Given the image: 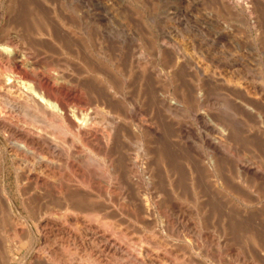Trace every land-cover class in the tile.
I'll list each match as a JSON object with an SVG mask.
<instances>
[{
    "label": "bare ground",
    "instance_id": "1",
    "mask_svg": "<svg viewBox=\"0 0 264 264\" xmlns=\"http://www.w3.org/2000/svg\"><path fill=\"white\" fill-rule=\"evenodd\" d=\"M172 2L0 0V264H264V0Z\"/></svg>",
    "mask_w": 264,
    "mask_h": 264
},
{
    "label": "rangeland",
    "instance_id": "2",
    "mask_svg": "<svg viewBox=\"0 0 264 264\" xmlns=\"http://www.w3.org/2000/svg\"><path fill=\"white\" fill-rule=\"evenodd\" d=\"M105 1V2H104ZM123 0H103V3H107V2H109V4H110V2L111 3H113L114 4V7H116V8H112V9H110V11L112 12V14H114V15H116V16H118V15H121L122 13L120 12V11H123L122 9H120V7H118V4L119 3H121ZM142 1V0H141ZM144 2V4H145V7L143 6V7H140V6H142V4H140L139 3V0H126V2H127V6L128 5H130V6H128L127 7V9L129 10L130 9V11H132L134 8H137V9H140L142 12H143V14L145 15V16H148V14L149 13H151V15L155 18V20L156 21H158V22H160V21H162L163 20V23H167V22H169V21H171L172 22V20L170 19V17H168L169 16V13L168 14H166L164 11H163V7L164 8H166L165 10H167V12H168V4L169 5H173V2L172 1H174V0H143ZM159 1V2H158ZM169 1V2H168ZM151 2V3H150ZM154 2V3H153ZM158 2V3H157ZM163 2H164V4H163ZM167 2V3H166ZM149 4V6H148V4ZM154 4V5H153ZM159 5V7H158V5ZM146 5H147V7H146ZM160 5H161V8H160ZM136 6V7H135ZM166 6V7H165ZM117 7H118V9H117ZM132 7H133V9H132ZM105 8L103 7V11H107L106 9L104 10ZM132 9V10H131ZM144 9V10H143ZM147 9H148V11H147ZM157 10V11H156ZM150 11V12H149ZM163 11V12H162ZM157 14H156V13ZM121 13V14H120ZM160 15H159V14ZM118 14V15H117ZM158 15V16H157ZM167 16V17H166ZM157 17V18H156ZM167 18V19H166ZM157 19H159V20H157ZM165 20V21H164ZM1 21V20H0ZM171 22H169V23H167V25H169V26H171L172 25V23ZM116 24L114 23V27H116L115 26ZM94 28V29H93ZM93 30V32H96V29H95V27H91L90 28V30ZM91 30V31H92ZM93 32H91L92 33V36H95V34H93ZM173 36H175L176 38L178 37V39H181V36L179 35V34H175L174 32H173ZM180 36V37H179ZM174 37V39H176ZM178 39H176L177 41H179ZM229 45H233V44H229ZM233 49H234V47H233ZM0 50H2V51H4L5 53H9L10 51H9V48H5V46L3 47V45H0ZM112 50V49H111ZM110 50V51H111ZM106 59V58H105ZM159 67H161V68H163V67H165L164 66V64L162 65V62H160V61H157V63H156ZM163 66V67H162ZM164 71L165 70H167V68L165 67L164 69H163ZM231 108V107H230ZM233 108V107H232ZM230 109L231 111L233 110L234 111V108L233 109ZM214 116H217L216 115V113H214ZM218 117V116H217ZM219 117H220V115H219ZM240 118V117H239ZM238 118V121H236V123L234 124H232V136H231V139H232V141H233V143H235V145H238L239 144V142H241L238 146H239V148H241V151H245V147H246V142H243L244 141V134L242 133V132H244V130H241L243 127H241L242 125H243V120L240 118L239 119ZM187 120H190L188 117L186 118ZM194 124V123H193ZM237 124V125H236ZM195 125V124H194ZM236 125V126H235ZM236 129H235V128ZM195 128H197V125L195 126ZM239 128V129H238ZM237 133V134H236ZM242 133V134H241ZM234 135V136H233ZM236 137V138H235ZM234 138L237 140H234ZM242 140V141H241ZM4 142V138L2 137V134L0 133V144H2ZM244 145H245V147H244ZM6 160H8V158L6 157V158H4V161H3V164L2 165H4V167L5 166H7L8 165V163H9V160L6 162ZM7 163V164H6ZM2 174H3V171H2ZM13 184H12V179H11V187H12V189H13V186H12ZM19 207H17V209H18Z\"/></svg>",
    "mask_w": 264,
    "mask_h": 264
}]
</instances>
